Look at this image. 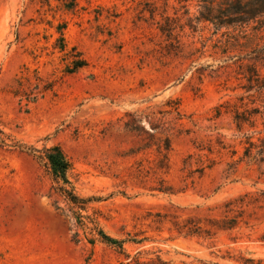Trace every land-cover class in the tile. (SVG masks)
Here are the masks:
<instances>
[{"label": "rangeland", "instance_id": "obj_1", "mask_svg": "<svg viewBox=\"0 0 264 264\" xmlns=\"http://www.w3.org/2000/svg\"><path fill=\"white\" fill-rule=\"evenodd\" d=\"M258 50L264 0H0V264L264 258V209L233 232L237 243L172 223L264 191V163L241 160L247 130L233 119L240 97L264 110L245 77L264 74ZM20 144H59L74 191L91 199L69 200Z\"/></svg>", "mask_w": 264, "mask_h": 264}, {"label": "trees", "instance_id": "obj_2", "mask_svg": "<svg viewBox=\"0 0 264 264\" xmlns=\"http://www.w3.org/2000/svg\"><path fill=\"white\" fill-rule=\"evenodd\" d=\"M253 59L256 62H260L262 68H264V51L258 50V53ZM84 65L85 61L80 60L76 63V68ZM245 77L249 82L248 90L255 88L260 93L264 91V74L255 66L250 68ZM240 101L241 104H234L233 119L240 132L247 130L244 134V151L241 160L244 158H253L256 162L264 163V110H260L258 107H249L248 103L243 102V97H240ZM221 106L216 108L217 117L228 112V110L223 112ZM258 117H261L263 120V127L259 129L257 124ZM19 146L35 153L36 157L46 167L51 179L56 184V188L73 203L84 206L91 199L83 198L74 191L68 177L71 162L59 144H54L49 147L44 146L42 149L23 144ZM216 208L219 209L218 215L204 218L195 216L183 218L177 214L175 215V220L172 222L174 229L181 235L203 239H213L218 233L223 232L228 234L234 243H237L240 238L233 236V232L243 226H250V221L247 217L255 212V208L264 209V191L262 190L259 193L244 192L224 200ZM158 215L162 219H167L168 217L167 214ZM94 230L97 231L102 241L111 246H115L121 251L125 250L124 240L112 237L103 229L95 227ZM258 240L264 243V230L259 235ZM237 250V255L228 256L237 264H264L263 257H254L251 252H248L250 256H245V252L242 249ZM135 264H141V262L137 260Z\"/></svg>", "mask_w": 264, "mask_h": 264}]
</instances>
